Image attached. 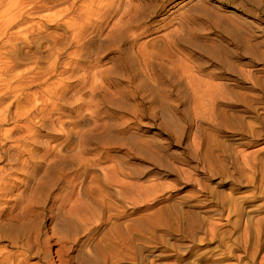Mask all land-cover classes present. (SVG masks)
<instances>
[{
  "label": "rangeland",
  "instance_id": "obj_1",
  "mask_svg": "<svg viewBox=\"0 0 264 264\" xmlns=\"http://www.w3.org/2000/svg\"><path fill=\"white\" fill-rule=\"evenodd\" d=\"M263 61L264 0H0V264H264Z\"/></svg>",
  "mask_w": 264,
  "mask_h": 264
},
{
  "label": "bare ground",
  "instance_id": "obj_2",
  "mask_svg": "<svg viewBox=\"0 0 264 264\" xmlns=\"http://www.w3.org/2000/svg\"><path fill=\"white\" fill-rule=\"evenodd\" d=\"M14 6V5H13ZM14 8H15V6L14 7H12L11 5L10 6H7V8L5 9V11H4V16L5 17H7V19H6V22L9 24V25H13V24H15V23H17L18 21H19V19H20V17H22V14H19V12H14L15 10H14ZM16 9V8H15ZM20 11V10H19ZM5 22V23H6ZM255 46H257V45H255ZM256 50V49H255ZM254 49H252V45L251 46H249L247 43H245V45H244V51L245 52H247V53H249V54H251V55H253V57H254V60L255 61H261V58H262V55L260 54V53H257L256 51H255ZM217 54V53H216ZM214 55L213 57L217 60V62L218 63H216V64H221V66L222 67H224V68H228V69H231L230 67H231V65L232 64H230L231 62H229V61H227L226 59L224 60L223 58H221L220 56H218V55ZM250 55V56H251ZM252 58V57H251ZM264 62V61H263ZM8 66V65H7ZM220 66V67H221ZM232 67H234V66H232ZM9 68V67H8ZM222 69V68H221ZM4 70H7L6 69V67L5 68H3V72H4ZM230 71H234V70H230ZM229 72V71H228ZM2 74V73H1ZM22 81V80H21ZM20 81V82H21ZM0 82H3V80L2 81H0ZM31 82V81H30ZM10 85V84H9ZM19 85H24V84H19ZM24 86H26V85H24ZM209 86V85H208ZM8 87V86H7ZM6 87V88H7ZM11 87V86H10ZM24 88V87H23ZM16 89V88H15ZM14 89V90H15ZM215 89H217V87H215ZM4 90H5V88H4ZM18 90H19V88H18ZM17 90V91H18ZM16 91V92H17ZM20 91V93H21V90H19ZM48 91V90H47ZM52 91V90H51ZM50 90H49V92H51ZM56 91V90H55ZM53 92H54V90H53ZM207 92H209L208 90H207ZM52 93V92H51ZM1 94H2V92H1ZM17 94V93H16ZM16 94H15V96H16ZM50 94V93H49ZM53 94V93H52ZM52 94H50V95H52ZM6 95V94H5ZM1 96V95H0ZM20 96V95H19ZM29 96V95H28ZM53 96V95H52ZM62 96V95H61ZM42 97V96H41ZM45 97V96H44ZM50 97V96H49ZM57 97V96H56ZM3 98V97H2ZM28 98V97H27ZM58 98H59V96H58ZM61 98V97H60ZM19 99V98H18ZM29 99V98H28ZM38 99V98H37ZM33 102V101H32ZM18 103V102H17ZM1 106V105H0ZM28 113V112H27ZM2 114H3V112H2ZM1 114V115H2ZM32 114V113H31ZM1 115H0V117H1ZM2 118V117H1ZM28 118V117H27ZM235 119V118H234ZM233 119V120H234ZM237 119L238 120H241V118L240 117H237ZM6 120V119H5ZM259 120V119H258ZM261 122H262V120H260ZM0 122H1V120H0ZM223 124L225 125V126H223V127H228V128H231L232 129V127H233V125H231L229 122H228V120L226 119V118H223ZM221 122V123H222ZM242 123V122H241ZM2 124V123H1ZM239 124V123H238ZM243 125H244V121H243ZM242 125V126H243ZM239 127L241 128V126L239 125ZM242 129H244V128H242ZM246 130V129H245ZM252 132V131H251ZM258 131L256 130L254 133H253V135H254V137L256 138L258 135H259V133H257ZM7 133V132H6ZM252 134V133H251ZM5 135V134H4ZM7 135H8V133H7ZM21 139V138H20ZM26 139V138H25ZM28 139H29V137H28ZM31 139V138H30ZM19 140V139H18ZM251 170V169H250ZM224 178V177H223ZM105 207V206H104ZM191 221V220H190ZM193 223V222H192ZM195 223V222H194ZM190 224V223H189ZM191 225H193V224H191ZM198 226V225H197ZM195 227V226H194ZM193 230V228L191 229V231ZM194 231V230H193Z\"/></svg>",
  "mask_w": 264,
  "mask_h": 264
}]
</instances>
